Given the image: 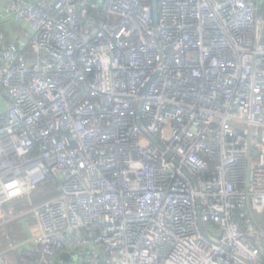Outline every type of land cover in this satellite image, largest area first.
Returning a JSON list of instances; mask_svg holds the SVG:
<instances>
[{
	"label": "built area",
	"instance_id": "built-area-1",
	"mask_svg": "<svg viewBox=\"0 0 264 264\" xmlns=\"http://www.w3.org/2000/svg\"><path fill=\"white\" fill-rule=\"evenodd\" d=\"M0 94V264H264V0H0Z\"/></svg>",
	"mask_w": 264,
	"mask_h": 264
},
{
	"label": "rangeland",
	"instance_id": "rangeland-1",
	"mask_svg": "<svg viewBox=\"0 0 264 264\" xmlns=\"http://www.w3.org/2000/svg\"><path fill=\"white\" fill-rule=\"evenodd\" d=\"M57 196H58V193L56 191V187L54 185H46L44 187H38L30 196L24 197V198H19L17 200L21 201L25 207H28V210H27V212H28L29 209L31 208V206H34L32 204V202L35 204H40L42 202L53 199ZM1 213H2V215H5V217H7V213H9V212H1ZM27 220H28V216L25 215L20 221H23V223L25 225H28ZM11 225L13 226L12 227V229H13L12 230V236H13L14 235V229L15 230L18 229V226L15 224V222L11 223ZM8 226L9 225L0 224V239L1 238H2V240L3 239H9L7 237V234L5 237H3L1 235L2 231H7Z\"/></svg>",
	"mask_w": 264,
	"mask_h": 264
},
{
	"label": "crops",
	"instance_id": "crops-1",
	"mask_svg": "<svg viewBox=\"0 0 264 264\" xmlns=\"http://www.w3.org/2000/svg\"><path fill=\"white\" fill-rule=\"evenodd\" d=\"M15 31L17 32L18 30L15 28ZM1 95L2 94H0L1 101H4L5 97L3 95L2 96ZM5 101H6V99H5ZM18 203H19L18 200H14V201H12L10 203H7V204L3 205L2 212H27L28 207H26L22 211H20V210L17 211L16 207L18 206ZM15 224L18 226L19 229H22V230L26 229V227H27V225H25L23 223V221L22 222H16ZM8 225L9 226L7 228V231H2L1 232V235L3 237H5L6 234H7V237L9 238V239H3V240H2V238L0 239V246H1L0 249L1 250L5 249L10 244V239H11V236H12V230H13L12 227L13 226L11 224H8ZM8 257L9 258L12 257L11 261H10L11 264H19L18 261H17V258H16V256L14 254H8Z\"/></svg>",
	"mask_w": 264,
	"mask_h": 264
},
{
	"label": "trees",
	"instance_id": "trees-1",
	"mask_svg": "<svg viewBox=\"0 0 264 264\" xmlns=\"http://www.w3.org/2000/svg\"><path fill=\"white\" fill-rule=\"evenodd\" d=\"M32 204L33 205H37V204H35V203H33L32 202ZM26 207L24 206V204L21 202V201H19V203H18V206L16 207V209H17V211H22V210H24ZM15 213H17V212H15ZM12 258V257H11ZM11 258H9V260L11 261Z\"/></svg>",
	"mask_w": 264,
	"mask_h": 264
},
{
	"label": "water",
	"instance_id": "water-1",
	"mask_svg": "<svg viewBox=\"0 0 264 264\" xmlns=\"http://www.w3.org/2000/svg\"><path fill=\"white\" fill-rule=\"evenodd\" d=\"M65 257H66V256H65V255H63V254L60 256V258H65Z\"/></svg>",
	"mask_w": 264,
	"mask_h": 264
}]
</instances>
